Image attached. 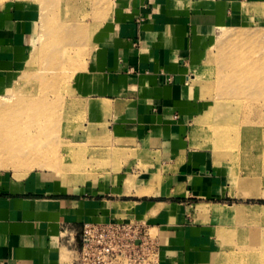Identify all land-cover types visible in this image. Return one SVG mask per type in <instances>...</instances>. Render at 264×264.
<instances>
[{
    "label": "crops",
    "instance_id": "obj_1",
    "mask_svg": "<svg viewBox=\"0 0 264 264\" xmlns=\"http://www.w3.org/2000/svg\"><path fill=\"white\" fill-rule=\"evenodd\" d=\"M41 19L33 1L0 6V96L26 71ZM249 27L264 39V0H111L74 87L122 166L66 189L40 173H0V264H76L86 223L146 221L162 264H216L236 241L263 237L264 202L229 203L193 133L204 111L195 74L222 33Z\"/></svg>",
    "mask_w": 264,
    "mask_h": 264
},
{
    "label": "rangeland",
    "instance_id": "obj_2",
    "mask_svg": "<svg viewBox=\"0 0 264 264\" xmlns=\"http://www.w3.org/2000/svg\"><path fill=\"white\" fill-rule=\"evenodd\" d=\"M9 1L0 0V6ZM29 1L42 7L40 35L26 71L0 96V173H40L50 183L73 188L122 166L123 150L112 145L105 127L90 124L87 101L74 87L88 57L89 36L111 0ZM263 41L256 27L222 33L195 74L204 111L193 125L194 139L222 171L232 204L264 202L250 196L264 195ZM130 222L146 225L158 239L162 264L157 229L143 220ZM259 234L253 233L252 244L236 241L233 251L224 246L228 253L216 264H264Z\"/></svg>",
    "mask_w": 264,
    "mask_h": 264
},
{
    "label": "built area",
    "instance_id": "obj_3",
    "mask_svg": "<svg viewBox=\"0 0 264 264\" xmlns=\"http://www.w3.org/2000/svg\"><path fill=\"white\" fill-rule=\"evenodd\" d=\"M159 243L141 223H86L76 264H159Z\"/></svg>",
    "mask_w": 264,
    "mask_h": 264
},
{
    "label": "bare ground",
    "instance_id": "obj_4",
    "mask_svg": "<svg viewBox=\"0 0 264 264\" xmlns=\"http://www.w3.org/2000/svg\"><path fill=\"white\" fill-rule=\"evenodd\" d=\"M229 105H230V104H229ZM229 105H228V106H229ZM226 106H227V104H226ZM223 259H224L223 257H220V258H219L220 261H222ZM219 260H218V261H219Z\"/></svg>",
    "mask_w": 264,
    "mask_h": 264
}]
</instances>
